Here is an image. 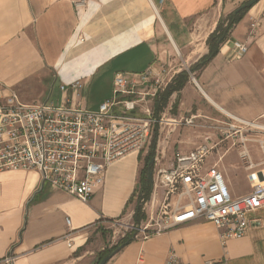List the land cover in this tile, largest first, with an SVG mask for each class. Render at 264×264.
Returning a JSON list of instances; mask_svg holds the SVG:
<instances>
[{
    "label": "crops",
    "instance_id": "crops-1",
    "mask_svg": "<svg viewBox=\"0 0 264 264\" xmlns=\"http://www.w3.org/2000/svg\"><path fill=\"white\" fill-rule=\"evenodd\" d=\"M214 3L87 0L83 7H75L72 0H0V90L13 89L27 101L42 99L53 73L54 81L69 82L89 78L115 64L119 70L115 74L138 75L162 67L174 77L181 71L178 67L186 70L207 53L205 41L217 21L209 24L207 18ZM154 10L163 25V40ZM202 28L207 32L198 31ZM233 42L245 44L247 52L232 59ZM72 51L75 60L66 62ZM263 75L264 0H259L213 60L179 92L176 113H220L264 128V104L258 100ZM177 96L169 98L165 113ZM139 154L112 163L105 171L103 186L85 203L41 183L35 172L0 173V264L8 254L14 257L12 264L79 262L82 254L75 251L86 247L89 229L107 224L95 225L96 221L117 219L125 208L114 223L133 215L136 200L131 197L141 170ZM219 162L206 161L205 168L217 165L231 195H246L250 191L247 173L240 167L247 187L239 193ZM257 215L262 225L249 229L240 239L222 243L211 223L195 221L137 238L107 264H164L170 250L186 264H264V210ZM69 229L76 231L72 248L63 239Z\"/></svg>",
    "mask_w": 264,
    "mask_h": 264
},
{
    "label": "built area",
    "instance_id": "built-area-1",
    "mask_svg": "<svg viewBox=\"0 0 264 264\" xmlns=\"http://www.w3.org/2000/svg\"><path fill=\"white\" fill-rule=\"evenodd\" d=\"M72 3L83 7L87 0ZM246 52L245 44L233 42L232 59ZM172 79L162 67L138 75L117 73L110 99L95 111L79 108L75 102L83 88L80 80L59 85L58 104H27L13 89L0 90V173L35 172L41 183L87 202L103 186L105 171L112 163L142 152L156 123L148 104L154 103ZM226 117L230 124L221 136L224 140L232 134L238 138L239 165L247 173L250 191L233 197L217 165L205 168L212 148L202 145L187 153H175L171 167L156 174L154 182L162 189L163 199L158 213H151L149 222L136 229L138 238L205 221L218 230L220 241L225 243L262 225L257 213L264 210V139H249L243 133L264 134V128ZM249 143L261 150L258 163L249 153ZM65 222L70 228L69 219ZM75 233L69 229L63 238L68 248L73 246ZM13 260L8 254L2 262L12 264ZM164 264L186 263L170 250Z\"/></svg>",
    "mask_w": 264,
    "mask_h": 264
},
{
    "label": "rangeland",
    "instance_id": "rangeland-1",
    "mask_svg": "<svg viewBox=\"0 0 264 264\" xmlns=\"http://www.w3.org/2000/svg\"><path fill=\"white\" fill-rule=\"evenodd\" d=\"M244 1L246 0H215V5L212 7L211 11L207 14V18L209 19L208 23L211 24L215 19H217L216 21L217 24L220 17H226L231 12H235V10L239 8L238 6ZM154 13L159 19L156 10H154ZM225 23L226 22H224V26ZM161 25L162 24L160 22V19L157 20L156 28L158 29V31L162 33V40H163V37L165 39V33ZM236 30H237V25L233 27L232 30H230L229 37ZM198 31L205 32L206 29L202 28V30L199 29ZM205 47L207 51L206 41H205ZM173 53L174 55H176L175 52ZM76 56L77 55H75L73 51L70 52V54L67 55L66 62H73ZM200 58L196 59V61L192 62L187 66L184 64L186 66V70H184L183 67H178L180 64L178 60L174 63V66H176V68L178 67L177 69H181V71L188 72L189 75L188 82H189L197 77L198 72L191 73L190 68ZM115 68H116V64L114 67L105 66L98 73L93 74L89 78L84 76L81 77L84 86L80 90V97L78 99L79 108L95 111L102 102L110 99L112 95V84H113L114 74L116 71H119L118 69ZM53 74H51V79L48 85L46 84L47 85L46 88L48 89V91L46 92V94L42 99L27 101L20 98L21 101L27 104L43 103L46 101L54 104H58L60 101V92L58 90L59 85L68 84L74 80L69 82L60 80L56 77L57 76L56 74L55 77L57 78L58 81H54V79L52 78L54 76ZM260 91L261 93L258 96V100L260 104L263 105L264 82H261L260 84ZM177 95L178 96L174 100V103L172 104L169 113H165L164 109L161 113H154V103L148 104V106L150 107L153 113V117L156 120V123L152 127L150 137L148 138L147 143L140 155L141 161L139 162V164L141 169L144 164V158L147 156L150 150L151 141L155 132L157 134V137H156V145H155L154 158H153L154 162L152 165V180H153L152 193L148 200L141 199L139 201L141 208L140 215L142 217V220H140L135 225L132 220V216H133L132 215L121 219L117 223H113V224L108 223L106 225H101L100 228L89 229L87 234V240H89L88 244L82 251L77 252L78 249L75 251V253H77L78 255L82 254V258L81 260H79V262H76L74 264H95L96 256L98 253H100L104 249H109L110 247L119 243V241L125 236V234L130 232L134 227L135 229H140L145 224H147L149 222L151 213H153V216H155L158 213L163 199V191L159 186L155 184L154 182L155 177L159 170H164L171 167V164L173 162V156L175 153H187L202 145H205L208 148H212L210 155L206 159L207 163L221 161L219 163L225 168L226 174L232 181L231 186L234 188V190L237 192L239 191V193H242V191L245 192L247 185L243 182L242 179L243 172L242 170H240V165H239L238 138L236 137V135L232 134L230 139L224 140L223 137L221 136L222 133H224L225 129L227 128V125L230 124V120L225 115L220 113H176V109L179 103V94ZM251 131H257V130L251 129ZM243 135H245V137L249 139L250 138L264 139L263 133L259 134L256 132L255 133L247 132V133H243ZM221 140L222 143H219ZM233 143H235L234 146H232ZM247 147L253 160L262 159V153L257 144H248ZM102 232L104 233L103 237H101Z\"/></svg>",
    "mask_w": 264,
    "mask_h": 264
},
{
    "label": "trees",
    "instance_id": "trees-1",
    "mask_svg": "<svg viewBox=\"0 0 264 264\" xmlns=\"http://www.w3.org/2000/svg\"><path fill=\"white\" fill-rule=\"evenodd\" d=\"M248 1L249 0L242 2L238 7L245 5ZM250 9L244 8V9L239 10L237 13L231 12L226 17H220V19L218 20V22L216 24L214 31L206 39L207 53L204 56H202L190 68L191 73L200 72L213 60V58L218 54L220 46L223 43H225L227 41V39L229 38L230 30H232L233 27H235L236 25H238L242 21V19L244 18V16L246 15V13ZM224 22H226L225 26H224ZM188 77H189V75H188V72H186V71H181L180 73H178L177 75H175L173 77V79L166 86V88L161 93H159L157 95L155 102H154V113H161L163 111V109L167 105L169 98L173 94H179V92L184 88V86L188 82ZM156 137H157V134L155 132L154 136L152 138V141H151L150 150H149L147 156L144 158V164H143V167L139 173V179L137 182V187L135 188V190L132 194V197H131V200L132 199L136 200V205H135L134 213L132 216V220H133V223L135 225L140 220H142V217L140 215L141 208H140L139 201L141 199L148 200L151 193H152V186L153 185H152V183H150L148 181V172H150L152 174V165L150 166V159L154 158ZM140 154H139V159L141 160ZM125 211H126V208L123 211L121 217L124 215ZM121 217H119L117 219H99L98 221H96L95 225L101 224L102 222L107 223V224L108 223L113 224L115 222V220H119ZM100 226H98L97 228H100ZM138 235L139 234L137 233V231L134 227L130 232L125 234V236L119 241V243L110 247L109 249H104L100 253H98L96 256L95 264H98L107 255H110L114 251H116L118 249L120 250L123 247H125L126 245L133 242L135 239L138 238ZM103 236H104V233L102 232L101 237H103ZM88 241L89 240L86 241L85 245L88 244ZM79 250L80 249H78L77 252Z\"/></svg>",
    "mask_w": 264,
    "mask_h": 264
},
{
    "label": "water",
    "instance_id": "water-1",
    "mask_svg": "<svg viewBox=\"0 0 264 264\" xmlns=\"http://www.w3.org/2000/svg\"><path fill=\"white\" fill-rule=\"evenodd\" d=\"M258 1H259V0H249L245 5L239 7L238 9H236V10H235V13H237L239 10L244 9V8H248V9L252 8L253 5H255ZM153 162H154V159H153V158L150 159V166L153 165ZM148 181H149L150 183L153 184L152 174H151L150 172H148ZM118 251H119V249L116 250V251H114V252L111 253L110 255H107V256L104 257V258H103L98 264H107V263L110 261V259H111V258H112V257L118 252Z\"/></svg>",
    "mask_w": 264,
    "mask_h": 264
},
{
    "label": "bare ground",
    "instance_id": "bare-ground-1",
    "mask_svg": "<svg viewBox=\"0 0 264 264\" xmlns=\"http://www.w3.org/2000/svg\"><path fill=\"white\" fill-rule=\"evenodd\" d=\"M159 17V16H158ZM161 22V21H160ZM162 24V23H161ZM163 26V25H162Z\"/></svg>",
    "mask_w": 264,
    "mask_h": 264
}]
</instances>
